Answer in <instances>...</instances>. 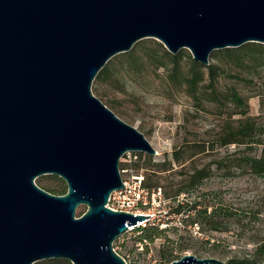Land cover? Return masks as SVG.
<instances>
[{"label": "water", "instance_id": "1", "mask_svg": "<svg viewBox=\"0 0 264 264\" xmlns=\"http://www.w3.org/2000/svg\"><path fill=\"white\" fill-rule=\"evenodd\" d=\"M144 37L208 64L215 49L264 44V0H0V264H127L113 241L149 214L106 204L123 187L120 157L157 150L91 85ZM41 174L67 191L40 187ZM213 263L225 260L187 252L169 264Z\"/></svg>", "mask_w": 264, "mask_h": 264}, {"label": "rangeland", "instance_id": "2", "mask_svg": "<svg viewBox=\"0 0 264 264\" xmlns=\"http://www.w3.org/2000/svg\"><path fill=\"white\" fill-rule=\"evenodd\" d=\"M152 47L160 51L167 49L158 39L144 37L136 41L129 50L145 51ZM181 50L185 54L182 66L187 71L190 60L193 59L192 54L187 47ZM125 57L123 52H119L107 61L111 68L119 69L115 70L119 76L118 82L114 75L108 78L101 87L103 96L96 94L94 83L91 89L102 102L108 100L107 105L120 118L142 131L157 150L152 155L151 163L155 165L151 168L145 167V152L128 151L120 157L119 169L122 158H125L129 165L125 172H120L124 179H131L136 173H142L145 178L146 175L152 177V170H157L161 193H156L155 199H150L148 208L151 216L146 223H159L160 227L165 224L169 229L164 235L143 242L138 239L140 231L137 226L127 229L113 241L115 250L126 259L127 264H169L163 261L162 250L172 251L174 255L190 252L209 256L213 252L211 256L227 260L252 252L257 245H264V177L238 165L240 155L258 152L260 146L243 149V146H237L236 143L221 145L217 142L223 127L234 123L240 114L230 115V105L208 101L198 104L186 91L185 82L182 86H175L167 81V70L163 67L155 69L154 66H147L141 73H130L126 71V67L121 66ZM209 60L221 65L219 86L225 89L226 86L235 84L248 98V113L258 116L264 127L263 78L255 75L253 83L247 80L235 81L232 78L233 70L228 65L222 64L212 54ZM243 72L246 74L245 70ZM117 110L123 113L120 114ZM260 137L264 141V132L260 133ZM199 145L207 148L194 154ZM175 148L185 150L182 161L173 158ZM164 160L170 162L168 169L159 170L158 166ZM136 164L140 168H136ZM193 167H209L210 172L189 191H182L175 200L166 197L164 189L172 191L179 186ZM154 177L156 176L153 175ZM63 180L56 174H41L35 179L37 183L53 186L61 185ZM148 189L151 191L154 188ZM178 200L196 201L197 207L219 204L232 215L225 218L221 212L225 229L201 230L198 226L187 223L184 215L171 212ZM81 210L85 211L86 205H79L75 215H80ZM182 246L187 249L181 250Z\"/></svg>", "mask_w": 264, "mask_h": 264}, {"label": "trees", "instance_id": "3", "mask_svg": "<svg viewBox=\"0 0 264 264\" xmlns=\"http://www.w3.org/2000/svg\"><path fill=\"white\" fill-rule=\"evenodd\" d=\"M162 46V45H161ZM126 56L125 62H122L121 66L126 67V71L136 74L141 73L147 66H154L155 69L163 67L167 70L166 79L168 82L175 86H182L185 82L186 91L193 96L197 103L205 104V101L221 103L223 105H230L232 110L229 114L239 113L240 116L234 123L227 124L223 127L222 132L217 137V142L221 145H227L230 143H236L237 146H243L245 148H252L254 146H260L258 152L248 153L239 157V167H245L249 171L256 175L264 177V141L260 137V133L264 132V127L261 121L258 120V116H253L248 113V98L244 96L235 84H231L223 89L219 86V71L221 68L220 63L211 62L208 64H202L194 59L190 60L188 70L182 66V57L185 55L183 50H179L176 54L169 52L163 48H153L147 50H129L123 52ZM212 56L218 57L222 64L228 65L230 70H233L232 78L239 80H247V82L254 81V76L258 75L264 80V44L260 42H246L236 47H224L215 49L211 52ZM223 68V67H222ZM118 68H111L110 64H106L97 72L93 83L96 94L103 96L101 87L103 83L108 79L115 76L114 79L118 82L119 76L117 75ZM246 71V74L243 71ZM207 79L205 83L204 80ZM107 105L108 100L103 102ZM109 107V105H107ZM110 108V107H109ZM118 113L122 114L117 110ZM116 114L117 112L114 111ZM124 115V114H123ZM207 146L199 145L195 153L205 151ZM240 148V147H239ZM241 149V148H240ZM185 150L183 148H175L173 152V158L177 161H182ZM142 156V153H139ZM146 168H151L155 165L151 163L153 156L151 154L145 155ZM170 162L166 160L160 163L159 170H167ZM129 162L122 158L120 162L121 168H126ZM157 165V164H156ZM136 168H140L139 164H136ZM192 171L186 175L181 184L171 190H165L166 197H171L175 200L182 191H189L194 187L202 178L206 177L210 172L209 167L191 168ZM157 170H152V177L146 175L144 179V186L146 188L160 187L159 175ZM153 175L156 177L153 178ZM36 182V181H35ZM40 187L54 194H63L67 191V184L62 181L59 186L43 185L37 183ZM171 191V192H170ZM80 215L84 211H80ZM171 212L180 213L184 215V220L191 225L198 226V229L207 230H221L225 229V223L221 220V212L225 218L229 217L231 212L228 209H222L219 204L204 205L203 207H197L196 201L183 202L177 201ZM169 229L167 227H160L159 223L147 224L144 226H138V239L143 242L152 241L155 237L164 235L165 231ZM181 250L187 249L186 246L180 247ZM209 253V252H208ZM211 255L214 253L211 252ZM181 255H174L172 251H161V257L164 262H171L173 259L179 258ZM202 256V255H197ZM264 264V245L260 244L255 246L252 252L244 254L240 257H230L225 260L224 264ZM33 264H73L69 259L64 257H53L35 261ZM219 264V263H213Z\"/></svg>", "mask_w": 264, "mask_h": 264}, {"label": "built area", "instance_id": "4", "mask_svg": "<svg viewBox=\"0 0 264 264\" xmlns=\"http://www.w3.org/2000/svg\"><path fill=\"white\" fill-rule=\"evenodd\" d=\"M125 168H121L120 172H125ZM123 187L113 190L109 196V201L106 204L113 210H123L132 212L133 214H146L150 217L151 212L148 208L150 199H155V194L161 193V188L156 187L153 190H149L144 186V176L141 173H136L131 176V179H124ZM151 192V193H150ZM142 219L133 225H129L128 229L138 227L141 225H147L149 218ZM165 227V224H162ZM115 250V248L113 247ZM116 251V250H115ZM121 255V254H120ZM122 256V255H121ZM122 258L127 263L126 259Z\"/></svg>", "mask_w": 264, "mask_h": 264}]
</instances>
